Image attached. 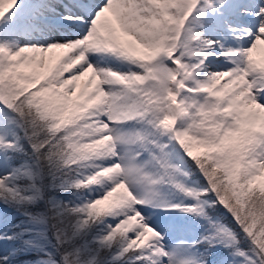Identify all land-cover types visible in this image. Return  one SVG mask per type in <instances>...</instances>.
Masks as SVG:
<instances>
[{
	"label": "snow or ice",
	"instance_id": "6c2138e0",
	"mask_svg": "<svg viewBox=\"0 0 264 264\" xmlns=\"http://www.w3.org/2000/svg\"><path fill=\"white\" fill-rule=\"evenodd\" d=\"M264 0H0V264H264Z\"/></svg>",
	"mask_w": 264,
	"mask_h": 264
},
{
	"label": "bare ground",
	"instance_id": "6f19581e",
	"mask_svg": "<svg viewBox=\"0 0 264 264\" xmlns=\"http://www.w3.org/2000/svg\"><path fill=\"white\" fill-rule=\"evenodd\" d=\"M257 59L264 60V51H260L254 54Z\"/></svg>",
	"mask_w": 264,
	"mask_h": 264
}]
</instances>
